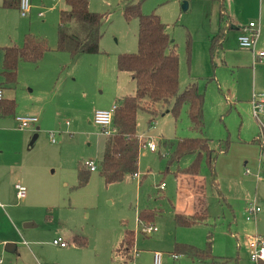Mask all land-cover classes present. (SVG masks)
I'll return each mask as SVG.
<instances>
[{
  "label": "rangeland",
  "instance_id": "rangeland-1",
  "mask_svg": "<svg viewBox=\"0 0 264 264\" xmlns=\"http://www.w3.org/2000/svg\"><path fill=\"white\" fill-rule=\"evenodd\" d=\"M126 1L88 0L89 11L104 16L100 53L71 57L56 48L60 11L67 9L65 0H30L25 17L18 9L2 7L0 0V48L10 43L20 47L27 35L43 39L49 48L35 64L18 63L16 85L5 87V95L28 93L37 75H45L51 80V89L58 88L59 94L70 98L53 102L55 117L49 128L37 139L32 136L18 157L16 147L7 142L10 136L16 140L17 135L0 130V136L7 138L0 141V224L4 229L11 222L13 225L9 233L13 248L8 250L2 244L0 258L3 264H152L150 255L158 253L161 264H210L178 253L182 247L202 251L209 247L210 255L217 259L212 264H256L249 259L247 245L250 237L264 238V160L257 144L264 137V125L252 117L250 102L253 93H264V65L242 55L247 50L238 47L237 30L226 31L211 63L209 35L216 29L217 4L210 0H143L140 12L157 15L167 26L178 54V93L190 81H197L204 98L203 135L216 156L213 166L208 165L206 156L196 154L175 159L178 142L199 134L190 130L185 107L176 120L165 107L153 119L143 111L136 115L137 137L150 139L156 147L153 153L139 150L137 177L106 185L96 170L89 173L85 185L78 183V168L89 160L99 163L106 134L111 133L90 123V110L94 105L100 108L110 95L119 106L121 93L114 94L115 90L131 95L135 89L129 76L117 68L119 55L137 52L138 20L124 19ZM226 1L230 6V0ZM234 7L241 23L237 27L264 19L260 0H234ZM259 44H263L261 37ZM246 63L248 67L239 66ZM1 71L0 52L2 83ZM80 90L86 93L85 98L77 96ZM6 121L18 130L9 118ZM223 142L228 143L226 151L221 150ZM195 162L198 175L207 182L206 219L196 225L177 226V178ZM29 178L38 188L26 183ZM17 183L25 189L20 200L15 196ZM249 205L260 209L256 217L246 214ZM145 209L156 212L151 223L156 232L150 235L142 234L145 224L137 220ZM29 222L35 228L23 229ZM124 230L134 232L133 260L127 263L115 255ZM57 238L67 246H54L52 240ZM81 243L84 246H78Z\"/></svg>",
  "mask_w": 264,
  "mask_h": 264
},
{
  "label": "trees",
  "instance_id": "trees-1",
  "mask_svg": "<svg viewBox=\"0 0 264 264\" xmlns=\"http://www.w3.org/2000/svg\"><path fill=\"white\" fill-rule=\"evenodd\" d=\"M143 0H127L123 9L126 21L138 20L137 52L117 57V68L127 73L135 85L132 95L119 100V106L113 115L112 126L116 133L107 136L103 155L96 165L101 178L106 185L121 182L125 177L136 175L140 140L137 137L136 115L143 111L152 119L161 114L162 108L171 113L175 120L185 107L192 132L199 137L179 141L174 154L175 159L187 154H196L197 157L206 156L210 167L213 166L216 156L208 149V139L203 135L202 110L204 98L199 92L197 81H192L178 93V54L175 45L167 33V26L155 14L142 15L140 5ZM219 4L217 31L209 39V54L211 63L214 56L220 51L225 39L226 31L231 30L230 16L223 5V0H213ZM66 10L60 11L57 27V51L75 57L77 55H97L100 53L99 43L102 38L101 25L103 15L95 14L88 9V0H65ZM2 7L18 9L19 0H2ZM189 38L186 40V49L189 50ZM49 51L43 39L30 35L24 37L22 45L0 48L2 53L1 75L5 85H16L17 66L19 62L37 63ZM212 63V64H213ZM14 101L2 100L0 111L5 116L14 114ZM152 119L150 121H152ZM228 143L223 142L221 150L226 151ZM78 168L77 179L80 186L87 183L89 171L83 166ZM198 162L185 169L184 175L197 176ZM217 186V184H215ZM200 207L193 215L185 216L174 214L177 226L196 225L206 219V204L204 199L196 200ZM156 212L145 209L138 213V223L149 225ZM73 240V243H76ZM77 244V243H76ZM84 246V243L78 244ZM134 247V232L125 230L123 239L115 249V255L125 262L131 261L130 253ZM210 248L202 251L194 248L182 247L178 253L188 256L199 262H217L210 255ZM258 264H264L259 262Z\"/></svg>",
  "mask_w": 264,
  "mask_h": 264
},
{
  "label": "crops",
  "instance_id": "crops-1",
  "mask_svg": "<svg viewBox=\"0 0 264 264\" xmlns=\"http://www.w3.org/2000/svg\"><path fill=\"white\" fill-rule=\"evenodd\" d=\"M210 1L212 3L214 2L217 4V15H216V23L217 24H216V29L210 33L209 39H210L211 35L217 31L218 12H219L218 11L219 4L213 0H210ZM257 3H258V0H257ZM260 4H261V8H262L264 6V0H260ZM223 5L226 8V10L230 16V25L232 26L231 30L240 31L241 28L244 26L237 27V25H239L241 23L237 22V18H236L235 14H236V12H239V11L236 10L234 7V0H230V6L226 0H223ZM232 6L234 9H232ZM38 18H42V17L39 16V14H38ZM59 18H60V15H59ZM256 22L259 23V39H260V37L263 38V44L256 45V47L254 49L257 52L260 50H264V19H262V21L260 22V20L258 18V20ZM237 45H238V43H237ZM6 46H8V47L9 46L19 47L14 43H10L8 45H5L4 47H6ZM225 52H228V50ZM242 55L243 56L246 55L247 59L249 61L254 62L252 52L247 50L246 52L242 53ZM239 66L248 67V64L246 63V64H242ZM19 67L23 68L24 66H19ZM17 71H18V69H17ZM129 78H130V76H129ZM50 82H51V80L48 76L37 75V80L30 85L31 90H29L28 93L12 92L11 93L12 95H7V96L5 95V91H6L5 87H7L8 85H5L3 82L2 83L0 82V89L3 91V99H4V95H5L6 99H4V100H8V101L12 100L16 104V108H15L14 114L12 116H5L0 111V130L6 134H9L8 131H10L11 134L17 135L16 140H14V141L12 140V136H10V140H7L6 137L0 136V141L2 143L3 140L4 141L7 140V142L8 141L10 142V145H12V147L13 146L16 147V149H14V152L16 153L17 157H18V151L22 147H24V146L27 147L29 145V141L31 140L32 136L34 137L33 139H37V138H39V135H40L39 133L45 134V130L49 128L51 120L55 117L54 107L52 106L53 102H55L60 97H62L61 99L63 101H68L70 99V98H68V99L65 98V96H63V93L59 94V92L57 91L58 88H52L51 89L50 88ZM191 82L192 81H190L189 83H191ZM134 91H135V89H134ZM68 92H70V91H68ZM78 93H80V94H78L77 96H79V97L83 96V98H85V96H86L85 92H82L80 90ZM119 93H121V95L119 97L120 99L125 97V96H129L128 93H123V91L120 92L119 88H117L115 90L114 94H119ZM69 94H71V93H69ZM74 94H76V93H74ZM93 102L96 103L95 97L93 98ZM114 104H115V100H113V95H110L108 100L104 101V103H102L101 105L100 104L98 105L100 108H96L97 106L94 105L89 112V116L87 117V118H89L90 123L93 125L92 116H93L94 111H96V110H108ZM56 109H58V108H56ZM17 116L36 117L38 119V123L34 129L25 130V131L14 130L13 128H11L9 126V124L6 123L7 122L6 118H9L11 120V122L14 123L15 128H16L15 117H17ZM104 146H105V144L102 145L101 158L103 155ZM0 161L2 162V159ZM89 161H92V160H89ZM137 171H138V169H137ZM90 173H92V172H90ZM136 177H137V175H136ZM177 181H178L177 182V188H176L177 203L175 206V214L191 216L197 210L200 209L198 204H196V200L201 199V198L205 200V194H206V190H207V182L204 178L200 177L199 175L198 176L182 175V176H179L177 178ZM26 183L29 186L31 185L33 188H38L37 184H35V181H33L31 178L27 179ZM17 184H19V183H17ZM15 196H16V194H15ZM1 199H2V197H1ZM205 204H206V201H205ZM0 208H2L1 204H0ZM206 209H207V204H206ZM2 214L4 215L5 218H7L8 215L6 212H2ZM10 222H11V220H10ZM26 224H30L31 227L30 228H24V226ZM12 226L13 225L11 222L10 225H8V228L4 229L2 224H0V254L3 253L2 247H1L2 244H5V248L8 250L13 248V245L9 244V242H12V241H10L11 239H9L10 238L9 233L12 230ZM33 228H35V225L31 222L25 223L23 225V229H33ZM15 232H16V229H15ZM123 234H124V232H123ZM122 239H123V235L121 236L119 243L121 242ZM53 240H55V239H53ZM61 249H63V248H61ZM151 258L153 260V254L150 255V259ZM173 259H176V257L174 256ZM132 260H133V258H132ZM122 261H123V263H127L123 259H122ZM152 264H153V261H152Z\"/></svg>",
  "mask_w": 264,
  "mask_h": 264
},
{
  "label": "built area",
  "instance_id": "built-area-1",
  "mask_svg": "<svg viewBox=\"0 0 264 264\" xmlns=\"http://www.w3.org/2000/svg\"><path fill=\"white\" fill-rule=\"evenodd\" d=\"M53 2L59 0H50ZM30 10V0H19L18 11L20 16L25 17ZM42 17V14H39ZM259 37V23L258 22H250L247 26H244L240 30V34L237 37V43L240 49L248 50L253 53V61L256 63H260L264 65V51H255V46L257 39ZM3 100V91L0 89V102ZM251 114L254 120L260 125H264V93H253L251 96ZM117 105H112V107L108 110H96L93 112L92 123L95 127L100 129L101 131L110 130V134H106V136H111L116 133V129L112 126L113 115L116 111ZM15 122L17 129L19 131H25L34 129L38 123V119L36 117L31 116H17L15 117ZM111 128V129H110ZM49 137L51 138V142H53V134L50 133ZM259 148V157L264 160V137L261 140L257 141ZM146 149L149 152L153 153L156 150L155 144L150 140H140V149ZM83 166L89 172H95L97 167L93 161H86L83 163ZM247 173V172H246ZM133 177H136L134 175ZM16 198L18 200L23 199L25 197V189L20 184H16L14 186ZM162 190V187H160ZM260 213V209L256 206L249 205L246 208V214L251 217H256ZM156 232V229L152 227L151 224L146 225L142 229V234L150 235ZM54 246H58L59 248H65L67 244L60 238L52 241ZM248 251H249V259L252 262L258 264L259 262H264V238L260 236L250 237L248 239ZM153 264H161V256L158 253L153 254ZM0 264H3L0 259Z\"/></svg>",
  "mask_w": 264,
  "mask_h": 264
},
{
  "label": "water",
  "instance_id": "water-1",
  "mask_svg": "<svg viewBox=\"0 0 264 264\" xmlns=\"http://www.w3.org/2000/svg\"><path fill=\"white\" fill-rule=\"evenodd\" d=\"M187 9V5H186V3H183L182 4V10L183 11H185ZM31 226H30V224H26L25 226H24V228H30Z\"/></svg>",
  "mask_w": 264,
  "mask_h": 264
}]
</instances>
